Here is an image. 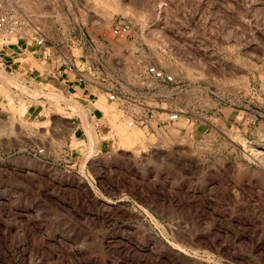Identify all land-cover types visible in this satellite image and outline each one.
<instances>
[{
    "label": "rangeland",
    "instance_id": "obj_1",
    "mask_svg": "<svg viewBox=\"0 0 264 264\" xmlns=\"http://www.w3.org/2000/svg\"><path fill=\"white\" fill-rule=\"evenodd\" d=\"M45 2L76 55L131 84L133 47L165 81L134 128L89 86L21 117L0 48V264H264V0ZM124 16L135 37L101 53Z\"/></svg>",
    "mask_w": 264,
    "mask_h": 264
},
{
    "label": "built area",
    "instance_id": "obj_2",
    "mask_svg": "<svg viewBox=\"0 0 264 264\" xmlns=\"http://www.w3.org/2000/svg\"><path fill=\"white\" fill-rule=\"evenodd\" d=\"M43 11V14H45L46 10ZM39 13L28 11L23 0H0L1 44L5 45L17 38V45L21 50L20 54H26L23 51L27 49L21 45L24 39V42L30 46V51L34 52L36 50L40 52L33 54L26 66L27 69L24 76L30 89H35L37 83L44 82V80H39L35 73L37 68L34 62H41L44 63L41 77L44 78L43 76H45L48 79H52L50 83L56 87L58 85H73L74 87L80 86L82 88L89 86L98 97L99 91H102L109 102L117 103L118 107L124 112L126 115L125 120L129 127L143 125L145 120L142 114L146 106L143 103L144 101H141L142 95L140 94L143 92L139 94V90L153 92L154 88L156 89L165 81L164 70L157 63H148L141 56L140 58L137 56L135 58L131 57V55L134 56L135 54L130 52L134 50L133 47H123V54H125V50L127 58L131 60L128 63L130 70H128L127 75L132 79V83L127 84L122 81L121 76L117 73L115 76H110V73L107 72L105 59H103L102 63L96 64L92 62L95 61L92 59V54L86 55L82 52L80 55H76L75 46L67 47L64 45L58 32L46 23L47 19L50 18ZM131 20V17L125 16L114 20L111 29L113 40L106 38L108 42L100 41L97 45L101 48L99 50L101 53H104V51L110 52L111 48H113V42L119 41L122 42L121 45H125V41L135 37L136 33ZM0 48L5 52L4 48ZM10 50L14 51V49ZM14 53L17 54L19 51L16 50ZM83 58H85V61ZM14 65L15 67L19 66L20 61H15ZM13 71L17 72V69H13ZM13 89L17 91L16 88ZM97 90L98 92H96ZM25 98L32 99L27 96ZM179 116L178 111H170L168 119L175 121Z\"/></svg>",
    "mask_w": 264,
    "mask_h": 264
},
{
    "label": "bare ground",
    "instance_id": "obj_3",
    "mask_svg": "<svg viewBox=\"0 0 264 264\" xmlns=\"http://www.w3.org/2000/svg\"><path fill=\"white\" fill-rule=\"evenodd\" d=\"M45 1L46 0H23L24 4L26 5V9L28 11H30V12H33V13H38V12L43 13L44 12L43 11V7H44V5L46 3ZM17 41H18V39L16 38L15 40L11 41L10 43H6L5 45L1 44V41H0V47L4 48L5 52L7 51L9 53L8 55H9V57L11 59V60L10 59H5V61L7 60L9 62L8 66H12V69H17V72L10 73L11 74V79H12V81H11V83L9 85V96H10L11 104H13V106L15 108H17L18 115L22 117L21 111L25 107H30L29 105H27V102L24 99L25 96L31 97V98H33V100L34 99H38L41 96H45L48 99V102L50 104L51 103L53 104V107L55 108L54 111L58 112L60 115L62 114V116L65 117V112L64 111H66V108L63 107V105H62V104L65 105V99H66L65 94H64V90H61V89L57 88L55 85H53L52 83L45 82V81L37 83L35 85V89H32V88L30 89V87L26 84V78H25L24 75L26 73V69H27L26 66L28 65V60L30 58H32L33 54H37V53H40V52L36 51V50L34 52L30 51L29 50L30 46H28L24 42V39H23L22 42H21V45H22V47L24 46L27 49V50H25L23 52H25L29 56L26 55V54H20L21 50H20L19 46L17 45ZM10 49H12V50L14 49V51H11ZM16 50H18L19 53H17V54L14 53V52H16ZM15 61H20V65L15 67V65H14ZM34 64H35V66L37 68V70H35V73H36L37 77L41 78V80H44V78L41 77V75H42L41 71L43 70V66H44L43 64L44 63L34 62ZM3 65H5V63ZM4 68L5 67H2V68H0V70L4 69ZM1 77H3V75ZM13 88H16L17 91H15ZM96 92H98V90ZM99 92L102 93V94H105L102 91H99ZM101 100H102V98H101ZM38 102H40V105L43 107L42 101H38ZM44 104H45V102H44ZM37 108H39V106H37ZM77 108L80 110L81 109L80 105L77 104ZM29 110H30V112L28 114L30 116H34V114H32V110L31 109H29ZM35 111H36V108L33 109V112H35ZM93 111L96 112L97 109L93 110ZM51 112L52 111H48V113H49L48 116H51ZM12 115L14 116V114H12ZM11 118H13V117H11ZM11 120H13V119H11ZM129 128H134V127H129ZM1 131H2V127L0 126V132ZM93 135L94 134H92V136ZM92 136H91V138H92ZM92 144L93 143L91 142V145Z\"/></svg>",
    "mask_w": 264,
    "mask_h": 264
}]
</instances>
